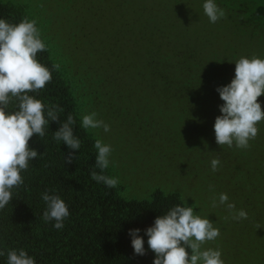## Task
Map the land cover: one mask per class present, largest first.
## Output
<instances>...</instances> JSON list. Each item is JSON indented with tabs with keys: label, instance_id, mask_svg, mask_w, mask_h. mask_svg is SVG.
<instances>
[{
	"label": "trees",
	"instance_id": "1",
	"mask_svg": "<svg viewBox=\"0 0 264 264\" xmlns=\"http://www.w3.org/2000/svg\"><path fill=\"white\" fill-rule=\"evenodd\" d=\"M126 1L121 0L120 5ZM164 1H157L160 16L151 18V26L158 31L161 20L166 19L170 28L167 32H153L152 57L141 62L137 56L135 60L146 64L154 78L162 82L158 90L162 92L165 87L159 100L162 108L195 112L203 121L202 142L214 144L218 154L230 153L244 164L243 191L252 208L246 222L248 230L257 234L255 257L258 264H264V121L259 122L258 135L249 142V149L237 148L235 144L219 146L213 127L221 114L219 106L224 103L216 89L234 78L235 62L253 54L264 59V0H216L226 12V18L216 23H210L204 14L205 0ZM24 17L27 16L19 3L0 0V18L19 23ZM121 22L125 23L123 29L129 31L128 21ZM198 28L204 30L199 33ZM134 43L138 41L135 39ZM50 51L47 47L37 54L38 61L49 69L59 64L54 63ZM58 54L61 60L63 55ZM72 71L68 82L60 68L53 70L51 82L39 93H30L45 103L58 104L64 111L59 114L60 123L49 122L43 138L34 134L29 141V146L41 155L30 162L22 173L24 185L14 190L12 201L0 210V249L23 248L36 264H153L155 254L148 248L145 229L183 200L178 192L160 188L145 199L125 198L119 194L120 185L109 188L91 179L97 155L95 139L81 127L76 105L80 101L74 94L80 92L85 77L76 78ZM258 101L264 110V95ZM150 108L154 110L155 106ZM10 110H15L14 104ZM68 114L76 120L74 134L81 140L79 150H70L62 141L52 139V133L59 130ZM70 151L77 158L64 163L63 158ZM49 189L69 207L70 216L60 230L53 226L54 221L42 219L46 204L41 194ZM136 228L145 241L143 256L135 255L131 245L129 230ZM214 245L215 249L220 246L219 238ZM0 264H7L6 256L0 257Z\"/></svg>",
	"mask_w": 264,
	"mask_h": 264
},
{
	"label": "rangeland",
	"instance_id": "2",
	"mask_svg": "<svg viewBox=\"0 0 264 264\" xmlns=\"http://www.w3.org/2000/svg\"><path fill=\"white\" fill-rule=\"evenodd\" d=\"M13 1L29 19L37 20L42 39L54 63L59 61L66 81L70 70L76 78L85 77L80 92L74 93L80 101L76 104L80 123L83 115L95 111L98 119L110 125L107 133L103 128L84 130L112 146L107 175L119 178L120 196L145 199L156 188L178 192L187 206L208 216L220 229L218 248L225 264H258L257 234L248 230L246 222L252 208L243 191L244 164L230 153L218 154L214 144L202 142L203 121L195 112L162 108L159 100L165 87L158 90L162 82L146 64L138 63L152 57V36L157 30L151 18L160 16L158 0H127L123 6L121 0ZM123 19L129 31L123 29ZM169 28V21L162 19L157 32ZM203 30L197 29L199 33ZM214 158L220 160L216 172L211 169ZM220 193H226L229 202L245 210L248 218L233 220L226 206L218 204ZM213 197L217 207H212ZM214 243L203 247L215 249Z\"/></svg>",
	"mask_w": 264,
	"mask_h": 264
},
{
	"label": "clouds",
	"instance_id": "3",
	"mask_svg": "<svg viewBox=\"0 0 264 264\" xmlns=\"http://www.w3.org/2000/svg\"><path fill=\"white\" fill-rule=\"evenodd\" d=\"M202 7L210 23L226 18L225 10L216 0H205ZM37 23L36 19L28 17L19 23L0 18V210L12 201L14 190L24 185L22 173L28 170L30 162L41 155L29 146L30 139L34 134L43 138L49 122L60 123L59 114L64 111L58 104L45 103L30 95L44 89L52 80V71L60 68L59 64H54L49 69L38 61V52L46 51L47 45ZM216 91L224 102L219 106L221 114L215 118L213 126L216 143L249 149V142L258 135L259 122L264 121V110L258 101L264 95V59L255 54L241 56L235 62L234 78ZM13 104L15 110H10ZM97 116L95 111L83 115L81 127L86 130L103 128L104 132H109L110 125ZM75 123L74 116L68 114L59 130L52 133V139L62 141L70 150H79L81 140L74 134ZM93 147L97 155L91 179L109 188L117 187L119 178L104 174L111 163L112 146L97 138ZM76 158L70 151L63 160L70 164ZM219 165V158L211 160L213 172ZM41 197L46 204L42 219L54 221L57 230L63 229L64 221L70 216L66 202L52 189ZM218 204L226 206L233 220L248 218L245 210H237L235 204L229 202L226 193L219 194ZM218 204L213 197L212 207ZM140 231L139 228L130 229L129 235L134 254L143 256L146 254L145 241ZM220 234L214 222L195 212L193 206H187L186 200L157 216L145 229L148 248L155 254L153 264H225L219 248L203 247ZM2 256L7 257V264H36L34 257L23 248L0 249Z\"/></svg>",
	"mask_w": 264,
	"mask_h": 264
}]
</instances>
